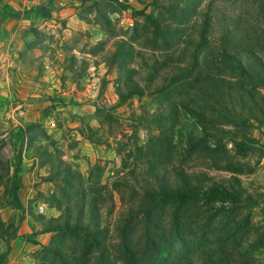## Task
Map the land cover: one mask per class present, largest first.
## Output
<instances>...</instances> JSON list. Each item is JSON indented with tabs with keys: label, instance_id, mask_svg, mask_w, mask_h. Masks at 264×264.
<instances>
[{
	"label": "trees",
	"instance_id": "trees-1",
	"mask_svg": "<svg viewBox=\"0 0 264 264\" xmlns=\"http://www.w3.org/2000/svg\"><path fill=\"white\" fill-rule=\"evenodd\" d=\"M110 1L145 17L152 32L148 41L153 53L147 56L133 41L117 40L106 63L119 66L118 100L112 106L97 104L96 115L102 122L112 123L116 120L113 111L135 96L152 93L165 97L158 109L143 117L149 133L146 142L139 144L136 134L131 136V140L135 139L127 156L135 160V167L131 168L126 159V174L110 186L99 189L86 185L82 173L59 151H51L40 142L41 138L50 137L47 131L39 123L30 122L9 136L19 150L16 171L12 174L0 159L2 199L25 211L15 191L20 181L17 167L27 147L40 165L48 166L49 174L43 179L59 181L61 185L60 195L50 196L61 214L38 216L41 231L53 233L49 244L40 251L38 264H113L114 257L120 259L118 264H202L189 253L191 232L186 212L190 206L203 198L229 200L236 207L258 200L245 193L238 176L234 175L228 183L220 182L203 172L188 171L184 163L198 156L218 169L253 173L256 165L231 156L225 139L231 140L242 156L259 146L264 157V144L251 134L252 129L261 132L264 127V0H150L141 10L122 0ZM88 2L92 4L87 9L99 5V0H82ZM228 6L235 8L228 10ZM102 19L113 35L112 19ZM33 43L34 40H27L25 45L32 47ZM99 43L102 47L105 41ZM25 55V50L19 53L21 60H25ZM138 57L141 65L136 67L132 61ZM88 65L85 59L71 54L66 67L73 80H80ZM181 110L196 123L187 132L183 151L175 144L182 124ZM197 125L202 129L201 136ZM152 128L157 129L156 135ZM88 129V138L102 143L98 133L92 127ZM207 155L211 158L209 163L204 158ZM114 191L119 192L125 208L116 219L118 241L112 249L108 217L114 209ZM229 215L220 222L226 234L234 231ZM18 235L15 223L0 218V245L9 244ZM224 241L219 239L215 247L204 249L201 259L207 264H250L234 245Z\"/></svg>",
	"mask_w": 264,
	"mask_h": 264
},
{
	"label": "rangeland",
	"instance_id": "rangeland-1",
	"mask_svg": "<svg viewBox=\"0 0 264 264\" xmlns=\"http://www.w3.org/2000/svg\"><path fill=\"white\" fill-rule=\"evenodd\" d=\"M61 1L0 0L1 7L8 3L14 7L15 12L27 14L24 19L21 18L24 23H0V140L4 139L0 143V159L10 167L13 174L19 150L14 148L9 136L19 126L37 122L50 135L47 139L41 138L40 142L51 151H59L63 159L82 173L86 185L91 184L101 189V186H110L113 181L126 174V159L131 168L135 167V160L127 156L135 139L131 140V136L135 133L139 144L146 142L149 133L143 125V117L147 112L158 109L165 99L152 93L135 96L130 103L113 111L116 117L114 122H102L96 115L97 104L112 106L118 100L116 87L119 66L109 65L106 59L110 58L117 40L121 39L133 41L137 49H142L150 56L153 50L148 39L152 32L146 25L144 16L134 13L133 9H121L110 0H99V5L92 9H87L91 2ZM122 1L128 2L137 10L150 3V0ZM225 8L232 10L235 6ZM61 9L66 10L60 13ZM4 10V15L0 18H10L9 14H14L15 19L20 18L16 13ZM105 16H109L114 25L115 33L111 36L103 23L102 18ZM35 29L38 31H34ZM27 40H34L32 47L25 45ZM100 41H105L102 47L99 45ZM22 50L26 52L25 60L19 57ZM71 54L89 63L80 80H73L66 67ZM132 64L139 67L140 58L133 59ZM140 70L142 72L143 68ZM181 118L182 124L175 136L179 151L186 147L187 132L196 125L193 118L183 110ZM88 127L98 133L102 143L88 138ZM151 130L155 135L158 132L156 128ZM197 133L199 136L203 133L200 126ZM251 134L260 144H264V127L261 132L256 128L252 129ZM52 140L55 144H52ZM225 148L236 159L256 165L255 171L232 173L207 165L198 156L184 164L188 171L203 172L207 177L220 182L228 183L236 175L241 178L246 188L245 193L251 194L258 201L236 207L229 200L213 201L203 198L190 206L186 212L191 232L189 253L199 263L207 264L201 259L202 251L208 246L215 247L220 239L234 245L236 251L250 264H264L262 147L256 146L249 155L242 156L237 153L232 141L225 139ZM21 155L22 160L17 167L20 181L15 195L25 211L7 204L2 199L3 187H0V200L4 203H0V218L6 223H15L19 234L9 244L1 243L0 264H38L40 251L49 244L53 235L51 232L41 231L42 222L38 216L42 214L49 218L61 214V210L50 199L53 193L60 195V182L43 179L49 174L48 166L40 165L31 149L25 147ZM204 158L208 163L211 160L208 155ZM99 173L100 177L97 176ZM13 183H16L15 179ZM123 208L125 206L120 200L119 192L114 191V209L108 217L112 249L116 244L114 242L118 241L116 219ZM106 210L107 205L103 207L104 214ZM229 213L231 215L228 222L234 231L226 234L220 222L226 220ZM229 251L234 254L233 250ZM113 260V264L120 262L115 257Z\"/></svg>",
	"mask_w": 264,
	"mask_h": 264
},
{
	"label": "crops",
	"instance_id": "crops-1",
	"mask_svg": "<svg viewBox=\"0 0 264 264\" xmlns=\"http://www.w3.org/2000/svg\"><path fill=\"white\" fill-rule=\"evenodd\" d=\"M57 1H61V0H57ZM65 1V2H64ZM66 0H62L61 3H66ZM4 3V2H3ZM4 9H6V11H9L8 13H16L17 16H19L20 18L15 19L14 18V14H9L10 18H0V23H3L4 21H10V24L16 25V24H20V23H24L25 21H23V19L26 17L27 14H25V12H15L14 7L11 6L8 3L3 4V6L1 7L0 5V16L4 15ZM24 9V8H23ZM59 9V8H58ZM57 9V11H58ZM66 9H61L59 12L63 13ZM19 11V10H18ZM55 12V10H54ZM57 12H55L54 14H56ZM23 18V19H21Z\"/></svg>",
	"mask_w": 264,
	"mask_h": 264
}]
</instances>
